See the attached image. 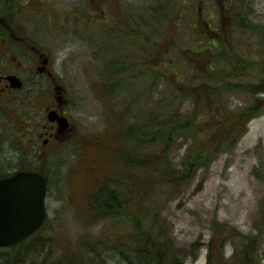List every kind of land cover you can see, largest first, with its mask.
I'll return each mask as SVG.
<instances>
[{
    "label": "rangeland",
    "instance_id": "374dc122",
    "mask_svg": "<svg viewBox=\"0 0 264 264\" xmlns=\"http://www.w3.org/2000/svg\"><path fill=\"white\" fill-rule=\"evenodd\" d=\"M26 9L16 29L52 52L76 125L49 157L47 250L36 263L141 264L136 240L146 236L145 249L166 248L157 264H207L214 230L228 228L225 259L257 237L264 264V0ZM145 126L152 143L140 146ZM13 136L3 131L1 155ZM173 172L187 176L169 182ZM101 186L122 198L117 215L94 217Z\"/></svg>",
    "mask_w": 264,
    "mask_h": 264
},
{
    "label": "flooded vegetation",
    "instance_id": "af4514ba",
    "mask_svg": "<svg viewBox=\"0 0 264 264\" xmlns=\"http://www.w3.org/2000/svg\"><path fill=\"white\" fill-rule=\"evenodd\" d=\"M30 3L34 0H0V111L8 116L0 120V137L3 131L16 137L15 146L0 154V174L37 171L47 183L48 197L49 157L59 152L60 141L76 125L72 99L52 52L39 39L16 29L14 18ZM7 154L12 159L3 161Z\"/></svg>",
    "mask_w": 264,
    "mask_h": 264
},
{
    "label": "trees",
    "instance_id": "16d2710c",
    "mask_svg": "<svg viewBox=\"0 0 264 264\" xmlns=\"http://www.w3.org/2000/svg\"><path fill=\"white\" fill-rule=\"evenodd\" d=\"M212 44L216 45V43L213 42ZM251 118H253V116H250L248 121H250ZM141 134L142 137H139V139L136 140L138 141L137 143H139L140 146L151 145L152 139L151 137H149L150 133L148 126L141 128L140 135ZM167 136L169 137V134ZM165 149H169V145L166 144ZM3 159L11 160L12 158L10 157V154H7L3 157ZM126 161L127 162L131 161L133 164H137V165L138 163H140L134 158L133 159L128 158L126 159ZM186 176L187 175L185 172H181V175L173 172L170 173L169 175H166L165 179L168 180L169 182L172 181L178 183L180 180H184ZM121 199L122 198L119 199V196L116 194V192H113L109 186H101L99 190L91 196L89 200V205L95 211L94 212L95 218L107 217L118 214L119 206H121ZM135 224L139 225L140 223L137 222ZM230 233L231 231L228 230V228H222V229L217 228L214 230L213 235L208 243L207 264H258L256 263V258L254 256V251L256 250L257 247V240H258L257 237H252L247 239L245 242H243L242 247L239 248V250L236 251L231 256V258L227 260L225 259L223 254V248L225 242L227 241V237L230 235ZM39 235L40 232H37L34 236H32L30 239L32 240V242L30 243H27L28 242L27 241L10 249L0 248V250L5 251L3 254H0V264H28V262L30 264H37L35 261L36 259H34V256L36 255L39 256L47 250L46 241L41 240L39 238L40 237ZM133 235L134 236L136 235L135 231H133ZM143 239H146V236H143ZM143 239H141L142 247H139L138 245L139 240H136L137 245L135 247L136 256L141 258L142 260L141 264H157L159 262H165V259L161 256V253L165 252L166 248L151 247L150 250L145 249L144 246L146 244V240ZM77 260L80 262L79 259ZM79 262L73 263L71 261V264H79ZM126 262H128V264H132V261L128 259L126 260ZM84 264H87V262H84Z\"/></svg>",
    "mask_w": 264,
    "mask_h": 264
},
{
    "label": "water",
    "instance_id": "95a60500",
    "mask_svg": "<svg viewBox=\"0 0 264 264\" xmlns=\"http://www.w3.org/2000/svg\"><path fill=\"white\" fill-rule=\"evenodd\" d=\"M47 184L37 172L21 171L0 178V247L18 245L47 217Z\"/></svg>",
    "mask_w": 264,
    "mask_h": 264
}]
</instances>
